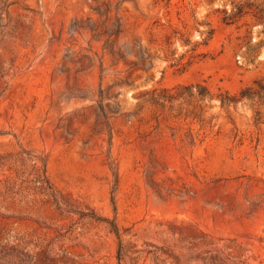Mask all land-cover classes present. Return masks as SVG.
Listing matches in <instances>:
<instances>
[{"label": "rangeland", "instance_id": "obj_1", "mask_svg": "<svg viewBox=\"0 0 264 264\" xmlns=\"http://www.w3.org/2000/svg\"><path fill=\"white\" fill-rule=\"evenodd\" d=\"M0 264H264V0H0Z\"/></svg>", "mask_w": 264, "mask_h": 264}, {"label": "trees", "instance_id": "obj_2", "mask_svg": "<svg viewBox=\"0 0 264 264\" xmlns=\"http://www.w3.org/2000/svg\"><path fill=\"white\" fill-rule=\"evenodd\" d=\"M256 84H258V85H260V83L259 82H256ZM250 88H245L241 93L243 94L245 91H248ZM258 93L259 92H257V95H258ZM223 103V105L225 104V102H222Z\"/></svg>", "mask_w": 264, "mask_h": 264}]
</instances>
